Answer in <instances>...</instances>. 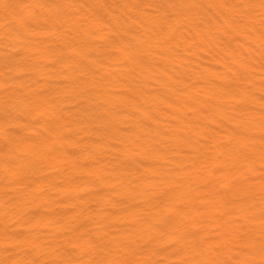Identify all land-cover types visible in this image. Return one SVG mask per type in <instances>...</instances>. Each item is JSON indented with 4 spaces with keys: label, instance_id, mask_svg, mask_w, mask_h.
Here are the masks:
<instances>
[{
    "label": "bare ground",
    "instance_id": "6f19581e",
    "mask_svg": "<svg viewBox=\"0 0 264 264\" xmlns=\"http://www.w3.org/2000/svg\"><path fill=\"white\" fill-rule=\"evenodd\" d=\"M0 264H264V0H0Z\"/></svg>",
    "mask_w": 264,
    "mask_h": 264
}]
</instances>
